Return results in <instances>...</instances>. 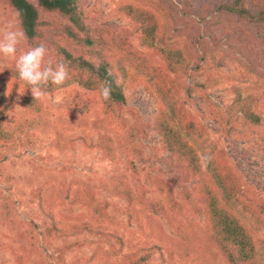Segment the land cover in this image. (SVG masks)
Wrapping results in <instances>:
<instances>
[{"label": "rangeland", "instance_id": "rangeland-1", "mask_svg": "<svg viewBox=\"0 0 264 264\" xmlns=\"http://www.w3.org/2000/svg\"><path fill=\"white\" fill-rule=\"evenodd\" d=\"M232 1L79 0L86 24L105 38L144 23L161 38L135 39L126 54L109 51L126 75V104L117 111L100 89L77 83L43 101L13 79L0 92V264H137L147 254L140 264H232L227 243L209 235L212 221L195 212L197 190L216 186L212 176L196 172L183 185L175 175L163 134L170 108L192 120L187 130L198 128L188 137L196 136L199 156L216 150L235 169L247 194L235 215L258 240L257 261L246 264H264V212L254 205L264 204V21L228 12ZM245 5L264 10V0ZM131 6L149 10L151 21L136 24ZM16 23L0 3V34ZM59 32L49 30L47 40ZM62 45L74 56L87 51ZM27 50L21 41L17 56ZM168 50H180L185 62L171 70ZM238 93L253 96L263 120L255 128L233 120L228 133L217 113ZM129 254L136 257L126 260Z\"/></svg>", "mask_w": 264, "mask_h": 264}, {"label": "trees", "instance_id": "trees-1", "mask_svg": "<svg viewBox=\"0 0 264 264\" xmlns=\"http://www.w3.org/2000/svg\"><path fill=\"white\" fill-rule=\"evenodd\" d=\"M0 3L14 13L17 19V30L25 33L22 41L25 42L28 49L43 44L47 49L46 60H51L54 64L59 62L66 64L69 72L68 78L62 85L50 83L45 89L46 94L71 83H77L90 90L100 89L101 83H110L112 87L111 99L103 100L113 111H117V108L126 104L122 84L126 75L119 74L117 66L109 58V51L114 50L120 54H126L128 50H131L135 39L141 40L143 44L153 45L159 41L162 34L160 30L147 27L144 23L128 33L123 31L118 38L113 35H108L105 38L102 36L104 30L86 24L85 20L88 18L80 7L79 0H0ZM226 9L228 12L236 13L252 22L264 21V10L252 13L246 8L245 0H233ZM127 12L134 17L133 20L135 19L136 24L143 23L147 19L151 21L149 10L131 6L127 8ZM54 29H59L61 33L55 34L53 40H47L48 31ZM62 42L80 45L87 51L80 56H74L67 47L62 45ZM166 55L170 60L168 67L171 70L185 62V57L180 50H168ZM11 79L17 84H24L18 79L15 61L12 59L0 64V92L3 93L1 95L7 92ZM117 80L120 82L119 86H117ZM235 101L234 106L222 108L217 113L228 133L237 127L236 124H233V120L242 119L245 121V125L252 128L261 125L263 118L252 107L255 103L253 96L243 98L241 93H238ZM170 109L171 111L165 110L170 114L163 122V124L167 123L163 134L166 138L164 141L167 151H170V156L175 161V175L178 182L183 185L189 183L196 172L203 170L210 173L216 186L205 185L197 190L194 200L195 212L203 213L212 221L210 236L218 237L227 243L222 246V249L230 256L229 262L232 264L256 262L258 240L248 234L246 223L235 215L234 211L237 206L236 202H242L244 196L247 195L240 189L235 169L230 166L226 156L216 154V150L203 153L212 157L207 167H203L202 156H199L198 145L194 140L196 136L190 137L191 139L188 137L192 132L197 133L198 128L193 125L187 130L186 124L192 120L188 119L186 122L184 116H179L174 113L175 109ZM254 205L264 212V204L261 200H255ZM47 232L52 238L55 228L49 227ZM133 257L136 256L129 254L126 256V260H131ZM151 257V254H147L144 259H138L136 263L146 262ZM51 258L53 259L54 255H51Z\"/></svg>", "mask_w": 264, "mask_h": 264}, {"label": "clouds", "instance_id": "clouds-1", "mask_svg": "<svg viewBox=\"0 0 264 264\" xmlns=\"http://www.w3.org/2000/svg\"><path fill=\"white\" fill-rule=\"evenodd\" d=\"M25 33L16 30L11 25L0 34V57L15 61V70L19 81L30 88L31 95L35 101H43L46 97V87L52 85H62L68 78L69 72L65 63H53L46 60L47 49L43 44L34 46L17 56L18 46L20 45ZM119 86V80L116 81ZM101 95L104 100L111 99L112 87L110 83H101ZM210 155L201 157V164L207 167L211 161Z\"/></svg>", "mask_w": 264, "mask_h": 264}]
</instances>
